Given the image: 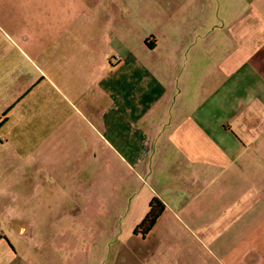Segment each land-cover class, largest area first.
Wrapping results in <instances>:
<instances>
[{"label": "crops", "instance_id": "obj_1", "mask_svg": "<svg viewBox=\"0 0 264 264\" xmlns=\"http://www.w3.org/2000/svg\"><path fill=\"white\" fill-rule=\"evenodd\" d=\"M0 264H264V0H0Z\"/></svg>", "mask_w": 264, "mask_h": 264}, {"label": "trees", "instance_id": "obj_2", "mask_svg": "<svg viewBox=\"0 0 264 264\" xmlns=\"http://www.w3.org/2000/svg\"><path fill=\"white\" fill-rule=\"evenodd\" d=\"M164 204L158 198H152L149 202L147 212L135 228V233L145 236L151 231L155 222L159 219L163 212Z\"/></svg>", "mask_w": 264, "mask_h": 264}, {"label": "rangeland", "instance_id": "obj_3", "mask_svg": "<svg viewBox=\"0 0 264 264\" xmlns=\"http://www.w3.org/2000/svg\"><path fill=\"white\" fill-rule=\"evenodd\" d=\"M50 15H52V14H50Z\"/></svg>", "mask_w": 264, "mask_h": 264}]
</instances>
